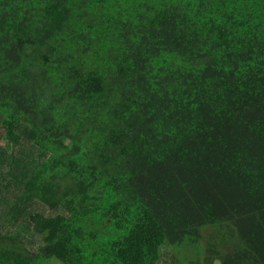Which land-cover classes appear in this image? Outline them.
Segmentation results:
<instances>
[{"label": "trees", "instance_id": "16d2710c", "mask_svg": "<svg viewBox=\"0 0 264 264\" xmlns=\"http://www.w3.org/2000/svg\"><path fill=\"white\" fill-rule=\"evenodd\" d=\"M176 263L264 264V0H0V264Z\"/></svg>", "mask_w": 264, "mask_h": 264}, {"label": "rangeland", "instance_id": "374dc122", "mask_svg": "<svg viewBox=\"0 0 264 264\" xmlns=\"http://www.w3.org/2000/svg\"><path fill=\"white\" fill-rule=\"evenodd\" d=\"M174 261V260H173ZM177 264V263H176Z\"/></svg>", "mask_w": 264, "mask_h": 264}]
</instances>
